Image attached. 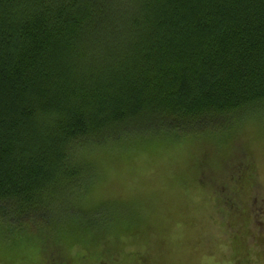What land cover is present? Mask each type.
<instances>
[{
  "label": "trees",
  "instance_id": "trees-1",
  "mask_svg": "<svg viewBox=\"0 0 264 264\" xmlns=\"http://www.w3.org/2000/svg\"><path fill=\"white\" fill-rule=\"evenodd\" d=\"M252 120L264 121V0H0V256L76 264L62 255L73 227L91 264H117L98 244L116 205L85 206L99 154L165 139L229 150ZM256 173L227 170L225 227L259 221L243 198Z\"/></svg>",
  "mask_w": 264,
  "mask_h": 264
},
{
  "label": "rangeland",
  "instance_id": "rangeland-1",
  "mask_svg": "<svg viewBox=\"0 0 264 264\" xmlns=\"http://www.w3.org/2000/svg\"><path fill=\"white\" fill-rule=\"evenodd\" d=\"M242 130L229 150L206 142L191 148L188 143L165 139L99 154L85 206L108 201L118 212L117 223L99 240L100 248L109 250L117 264H134L132 257L138 250L151 264H264V121L252 120ZM230 156L233 160L227 161ZM197 160H206L210 171L204 180L205 171ZM249 162L256 167V184L254 189L244 187L243 198L256 200L255 208L253 201L249 209L251 214L256 210L258 227L252 226L253 217L243 214L234 230L224 226L232 184L228 188L222 184L231 177L227 170L232 165ZM137 220L139 232L134 228ZM72 229L65 231L62 255L76 264L95 262L85 237ZM1 252L5 257L2 247ZM0 264H5L1 256ZM28 264H35L34 256Z\"/></svg>",
  "mask_w": 264,
  "mask_h": 264
}]
</instances>
